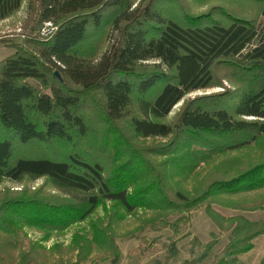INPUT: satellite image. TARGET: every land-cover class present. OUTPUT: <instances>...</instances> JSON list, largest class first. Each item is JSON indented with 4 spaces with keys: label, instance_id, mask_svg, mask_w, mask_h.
<instances>
[{
    "label": "trees",
    "instance_id": "1",
    "mask_svg": "<svg viewBox=\"0 0 264 264\" xmlns=\"http://www.w3.org/2000/svg\"><path fill=\"white\" fill-rule=\"evenodd\" d=\"M23 1L0 0V21ZM28 3L33 33L45 23L54 30L27 35L0 62V184L24 185L0 195V264H51L58 246L46 249L50 236L105 203L122 217L149 211L157 221L204 207L227 235L210 264H243L264 238V220L245 217L264 209V0ZM215 88L222 92L184 101ZM155 138L166 142H138ZM39 179L37 189L25 186ZM184 219L162 224L176 234ZM24 229L43 235L31 241ZM91 231V240L73 237L72 264L87 263L95 248L119 264L109 227ZM216 244L193 239L199 255L183 264L209 261Z\"/></svg>",
    "mask_w": 264,
    "mask_h": 264
},
{
    "label": "rangeland",
    "instance_id": "2",
    "mask_svg": "<svg viewBox=\"0 0 264 264\" xmlns=\"http://www.w3.org/2000/svg\"><path fill=\"white\" fill-rule=\"evenodd\" d=\"M30 0H24L20 10L6 20L0 21V62L14 53L11 45H19L24 37L31 35L38 39H45L50 28L42 25L39 32L33 33L35 19L29 12ZM264 22V21H263ZM262 22V23H263ZM224 87L229 89L230 85L223 83ZM221 88L210 89L192 93L184 98V101L194 99L195 97L221 93ZM183 101L177 104L166 118L165 122H171L181 109ZM139 143L145 145L165 143L162 139H146L139 140ZM223 160L222 157L214 158L207 163L200 164L199 167L188 178L183 187L191 190L196 182L211 171V168ZM43 183L42 179L33 181L25 185L27 189L33 191L40 187ZM23 184H16L4 181L0 184V195L5 191L16 193L23 189ZM237 199V198H235ZM212 208L224 217L236 215L237 212L229 209H223L216 206ZM185 218L183 223L177 225V232L174 233L170 227H164L163 221H167L169 225L173 224L179 218ZM250 221L264 220V209L255 213L245 214ZM153 221V222H152ZM152 222V223H151ZM100 225V228L109 227L111 237H114L120 253L119 264H183L185 261L192 260L199 255L195 246H192V240L197 239L202 245L210 242L212 237L217 238V244L213 249L209 261L203 264H210L212 257L220 252L226 244L227 235L220 233L216 227L207 218L204 207L190 213L189 215H175L167 220L157 221L153 213L149 211H137L134 214L120 216V211L112 209L111 204L105 203L85 221L68 228L62 233L52 234L51 239L45 244L49 250L53 246H58L56 250L50 254L51 264H72L74 262L75 251L72 250L73 237H82L91 240L92 225ZM24 235L31 241H36L42 237L43 233L24 229ZM262 243V242H261ZM256 242V248L252 254L244 255L240 259L247 264H257L260 255L263 252V243ZM194 253H191V248ZM103 255L97 248L91 254L90 259L85 264H110L109 260H103ZM168 258V260H166ZM239 259V260H240ZM240 260V261H241Z\"/></svg>",
    "mask_w": 264,
    "mask_h": 264
},
{
    "label": "crops",
    "instance_id": "3",
    "mask_svg": "<svg viewBox=\"0 0 264 264\" xmlns=\"http://www.w3.org/2000/svg\"><path fill=\"white\" fill-rule=\"evenodd\" d=\"M256 242H259V243H263V248H264V238L263 237H258V238H256L254 241H253V245H254V249L251 251V252H249V253H247V254H245V255H248V254H252L253 252H254V250H255V246H256ZM261 243V244H262ZM263 255H264V249H263V252H262V254L260 255V259H259V261L257 262V264H259V262H260V260H261V258L263 257ZM242 256H244V255H242ZM242 256H240L239 257V259L242 257ZM241 260V259H240ZM239 260V261H240ZM241 263H243V264H247V263H245L244 262V260L242 259L241 261H240Z\"/></svg>",
    "mask_w": 264,
    "mask_h": 264
},
{
    "label": "built area",
    "instance_id": "4",
    "mask_svg": "<svg viewBox=\"0 0 264 264\" xmlns=\"http://www.w3.org/2000/svg\"><path fill=\"white\" fill-rule=\"evenodd\" d=\"M44 25L48 26L50 28L51 32L54 30V28L52 27V25L50 23H45ZM50 33H48V34H50Z\"/></svg>",
    "mask_w": 264,
    "mask_h": 264
},
{
    "label": "water",
    "instance_id": "5",
    "mask_svg": "<svg viewBox=\"0 0 264 264\" xmlns=\"http://www.w3.org/2000/svg\"><path fill=\"white\" fill-rule=\"evenodd\" d=\"M54 76L57 77L58 79H60V76L57 72L54 73Z\"/></svg>",
    "mask_w": 264,
    "mask_h": 264
}]
</instances>
